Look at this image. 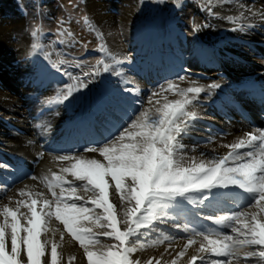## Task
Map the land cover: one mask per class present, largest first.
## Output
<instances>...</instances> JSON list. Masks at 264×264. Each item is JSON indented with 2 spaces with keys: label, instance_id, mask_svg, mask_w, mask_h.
<instances>
[{
  "label": "snow or ice",
  "instance_id": "snow-or-ice-1",
  "mask_svg": "<svg viewBox=\"0 0 264 264\" xmlns=\"http://www.w3.org/2000/svg\"><path fill=\"white\" fill-rule=\"evenodd\" d=\"M174 2L180 6L179 0ZM218 2L207 0L209 15L214 14L213 5ZM240 7L264 20V12L243 4ZM244 15V11L239 13ZM225 19L235 22L237 18ZM202 26L206 25L193 23V31ZM31 36L38 39V32L33 30ZM96 36L103 40L100 32ZM32 48L40 49L41 44L33 43ZM96 50L102 55L88 71L73 74L63 70L70 82L47 104L63 105L108 74L117 78L121 93L135 97L130 102L132 114L102 141L82 151L54 155L58 171L49 169L48 175L31 176L47 194L26 184L16 196H8L7 203H0V264H74L76 256L69 255L65 261L61 251L65 234L78 242L87 264H141L139 258L133 259L138 251L169 239L156 222L181 217L193 219L173 226L191 235L170 264H178L197 244L196 254L187 264H264V128L247 131L222 145L228 149L223 155L215 154V148L205 151L198 143L185 144L199 118L191 107L202 93L220 85L191 81L190 86L180 87L167 80L150 90L145 107L141 89L123 67L129 58L110 51L103 42ZM45 58L57 71L62 65L83 69L87 63L51 60L47 53ZM185 79L178 77L179 81ZM169 94L176 98L169 99ZM213 141L212 136L205 139L204 148ZM197 149L199 156L190 154ZM7 167L0 163V168ZM186 205L196 211L190 212ZM214 206L227 211L204 215V209ZM200 220L211 221L216 227ZM152 232H160L162 239H147ZM146 264H161V260L150 258Z\"/></svg>",
  "mask_w": 264,
  "mask_h": 264
},
{
  "label": "bare ground",
  "instance_id": "bare-ground-1",
  "mask_svg": "<svg viewBox=\"0 0 264 264\" xmlns=\"http://www.w3.org/2000/svg\"><path fill=\"white\" fill-rule=\"evenodd\" d=\"M20 1L0 0V163L10 166L0 168V203H7V197L16 196L17 190L26 184L35 185L47 194L40 183L24 180L27 174L22 167L26 157L43 153L42 163L36 170L38 177L48 175L49 169L58 171V162L53 161L54 155L82 151L89 144L102 141L132 114L130 102L135 99L120 92L121 85L117 78L104 74L82 91L88 94L94 91L100 99L102 96L98 90H104L102 103L100 100L97 106L93 105L96 109L92 106L87 111L88 119H84L80 129L59 132L63 120L71 118L78 109L76 96L80 93L63 105L49 106L47 101L65 83L70 82L62 75L63 70L79 74L90 67L85 65L83 69H76L62 65L60 71L53 69L49 59L45 58V50L51 39L43 37L41 48H32V44L38 41L31 36L33 29L28 20L33 5H28L29 0H24L27 9ZM86 1L87 12L94 22L91 21L102 34L103 40L100 42L119 56L129 58L130 62L123 67L134 85L141 89L145 107L148 106L146 96L150 90L167 80L176 81L180 87L190 86L191 81L205 86L211 83L220 85L217 89L202 93L191 107L199 118L193 122V130L185 137V144L191 146L198 143L205 151L215 148V154L223 155L228 149L222 145L234 142L247 131L264 128V20L259 14L251 16L240 7L243 4L264 12V0H219L213 5V15L207 11V0H179L180 6L177 7L174 2L175 8L171 14L158 11L147 18L143 17V0ZM49 3L45 13L52 15L54 10ZM115 9L117 13L113 12ZM241 11L245 12L243 17L239 16ZM227 16L237 19L230 22L225 19ZM193 23L206 26L194 32ZM63 54L60 53L63 59L76 61L71 54ZM51 60H55L54 57ZM179 76L186 79L179 81ZM34 81L39 83V87H35L37 83ZM41 85L42 90L39 89ZM93 88L96 89L91 90ZM175 98L169 94V99ZM234 104L242 107L243 114ZM135 107L139 108L140 105ZM41 109L49 111L44 113L40 122L35 116ZM53 120L57 125L47 127V133L42 132V122L47 124ZM4 124L9 126L5 127ZM209 136L214 141L204 148L203 141ZM199 151L197 149L190 154L199 156ZM113 200L118 203L115 197ZM186 207L190 212L196 211L190 205ZM203 211L204 215H223L227 209L214 206ZM192 219L181 217L176 221L169 219L166 223L157 221V227L169 239L138 251L133 259L139 258L141 264H146L150 258H155L160 259L161 264H170L191 235L173 225H183ZM198 222L210 228L216 227L211 221ZM157 238L162 239L160 232H152L147 237L150 240ZM101 239L105 243L110 242L106 238ZM197 247L198 244L188 249L178 264H187L189 258L196 254ZM61 251L65 261L69 255H75L74 264H87L83 249L67 234Z\"/></svg>",
  "mask_w": 264,
  "mask_h": 264
},
{
  "label": "rangeland",
  "instance_id": "rangeland-1",
  "mask_svg": "<svg viewBox=\"0 0 264 264\" xmlns=\"http://www.w3.org/2000/svg\"><path fill=\"white\" fill-rule=\"evenodd\" d=\"M29 0L28 5H33L30 8V14L28 15L29 25L33 30L38 32V43H42L43 37H48L51 40L49 41L48 48L45 52L52 59L56 60L57 58L63 59L60 57V53H64L63 55L71 54L74 60L76 61H86L87 68L95 65L96 60H98L101 56L100 53L96 50L98 49V45L101 43L100 39L96 36V32H100L97 28L94 21L90 17L87 12V1L86 0ZM86 1V2H85ZM144 1V12L143 17H151L154 12H165L166 14H171L175 8L174 0H143ZM50 2V3H49ZM21 5L26 8L27 5L24 3V0L20 1ZM27 3V1H26ZM53 7V14H46L47 7ZM28 9V7H27ZM114 13H117V9L113 10ZM87 18V23L85 19ZM93 22H92V21ZM62 22V23H61ZM58 29L60 30L58 32ZM71 33L69 36L67 33ZM63 40L64 43L61 44L60 41ZM36 42V43H37ZM51 42V43H50ZM54 43V44H53ZM51 44V45H50ZM57 44V45H56ZM86 45V47H85ZM53 49V50H52ZM56 52V53H55ZM68 52V53H66ZM42 70H39L41 72ZM34 83H37L34 81ZM39 87V83L35 85V87ZM42 85L40 86V90L43 89ZM93 88L91 90H95ZM100 95L104 98L105 91L98 90ZM103 92V93H102ZM95 93L93 91L92 94H88V92H81L76 96L78 109L75 111V114L71 118H65L63 120L61 127L59 128V132H71L73 130L80 129L81 126L87 118V111L92 108L93 105L97 106L100 103L98 96H94ZM24 96V94H23ZM92 97V98H90ZM25 98V96H24ZM97 102V103H95ZM102 103V100H101ZM93 106V109L96 107ZM41 109L37 111L36 119H40L41 122L43 120L42 116L44 113L46 114L49 110ZM93 113V111H91ZM42 118V119H41ZM92 118V117H89ZM88 119V118H87ZM70 120V121H69ZM53 124L56 126L57 123L53 121H48L47 124L42 122V132L51 128ZM67 125V126H66ZM4 126H9V124H4ZM48 127V128H47ZM63 127V129H62ZM65 127V128H64ZM63 131H62V130ZM17 134V133H15ZM33 160V161H32ZM41 155L34 154L32 157H26L25 165L22 167V171L27 174V177L24 180H28L31 183L39 184V181H32L30 179L31 176H37V168L41 165ZM27 162V163H26ZM30 171V172H29ZM38 177V176H37ZM23 180V181H24ZM38 182V183H36Z\"/></svg>",
  "mask_w": 264,
  "mask_h": 264
}]
</instances>
